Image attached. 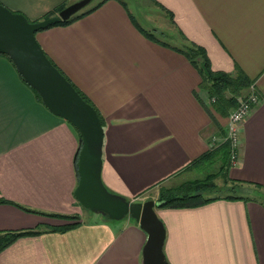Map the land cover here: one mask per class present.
<instances>
[{
	"label": "crops",
	"instance_id": "0c3cea01",
	"mask_svg": "<svg viewBox=\"0 0 264 264\" xmlns=\"http://www.w3.org/2000/svg\"><path fill=\"white\" fill-rule=\"evenodd\" d=\"M69 1L0 0L30 20ZM153 2L167 15L166 32H160L174 44L147 37L121 0H105L68 24L40 29L36 38L100 112L102 180L131 200L159 201L162 188L206 164L197 161L224 143L236 106L221 114L200 86L198 68L174 47H202L214 71L242 70L249 85L237 101L254 84L259 102L242 125L239 162L229 177L242 195L255 199L158 205L156 212L166 227L164 251L171 264H264V195L254 185L264 186V0ZM81 143L79 130L52 112L10 57L0 54V197L78 214L80 222L19 237L0 251V264H142L146 232L139 222L86 210L75 196ZM66 222L0 202V230Z\"/></svg>",
	"mask_w": 264,
	"mask_h": 264
},
{
	"label": "water",
	"instance_id": "95a60500",
	"mask_svg": "<svg viewBox=\"0 0 264 264\" xmlns=\"http://www.w3.org/2000/svg\"><path fill=\"white\" fill-rule=\"evenodd\" d=\"M90 0H76L55 15L30 20L0 2V54L10 57L24 80L55 114L71 122L80 132L79 180L74 194L80 203L111 219L133 217L146 232L142 264H171L164 251L166 227L156 212L159 201L131 200L111 191L103 182L102 152L104 127L96 107L87 101L56 66L36 38V32L69 19Z\"/></svg>",
	"mask_w": 264,
	"mask_h": 264
},
{
	"label": "trees",
	"instance_id": "16d2710c",
	"mask_svg": "<svg viewBox=\"0 0 264 264\" xmlns=\"http://www.w3.org/2000/svg\"><path fill=\"white\" fill-rule=\"evenodd\" d=\"M104 1L105 0H101L99 1V3L92 6L91 8H88L87 10L76 13L75 15L71 16L69 19L59 20L56 23L49 25L48 27L53 26V25H58V24H62V25L68 24L72 22L73 20H75L76 18L81 17L87 14L88 12L92 11L94 8L98 7ZM64 6L65 4H61L58 8H56V11L49 12L44 17H48L54 13H57ZM132 17L134 18V16ZM135 22L137 26H139V29L147 37L153 40L165 43L164 41L160 40L154 34V32L142 27L137 22L136 19H135ZM174 48L182 52L183 54H185L188 57V59L198 68L202 76V81L200 83V86L202 88H205L208 91L209 96H213L215 98L214 105L218 111L221 110L220 111L221 114L226 115L228 113L227 109L233 107L234 105H237L238 103L237 95H239L241 91L249 85V78L248 76H246V74L242 70H240L238 74L236 75H232L228 72L212 70L211 65H210V60L207 57L205 50L199 46L186 45L183 47L175 46ZM53 63L56 66H58L54 61ZM58 68L64 73V71L59 66ZM75 87L78 89L80 94L87 101L91 102L90 98L84 92H82L76 85ZM229 93H231V95H228ZM36 94L42 100L40 94L37 91H36ZM98 113L102 121V116L99 111ZM217 154L222 159V165L220 166L218 170L214 172H210L202 178L190 179V180L181 182L179 184H176L174 186L162 188L160 191L159 198H158L160 202L159 206L160 207L197 206V205H201V204H205L207 202L213 201L220 197L255 199L248 195H242L239 189L240 184L236 182V180H232L229 177V169L231 167V146L228 141H224V143L221 144L220 147L217 148L215 151L206 153L203 157L199 158L197 163H200V162L207 163L208 161L213 162V159ZM218 177H222L224 182L227 184V187H228L227 193L223 192V193L213 194V192H215L217 189L218 190L220 189L218 182H216V178ZM254 185L258 189L264 187L261 184H254ZM0 202L14 204L18 206L19 208L25 211H28V212H35V213H39L42 215H48L51 217L66 219L67 221H69L62 225L47 224L45 226L43 224V225H39L36 227H30V228L0 230V251L3 250L8 245H10L13 241L18 239L19 237L27 236V235H38L46 230L64 231L80 223L78 221L79 219L78 214H69V213H61V212H46V211H42L39 209L24 206L16 201H11V200L9 201L3 197H0Z\"/></svg>",
	"mask_w": 264,
	"mask_h": 264
},
{
	"label": "rangeland",
	"instance_id": "374dc122",
	"mask_svg": "<svg viewBox=\"0 0 264 264\" xmlns=\"http://www.w3.org/2000/svg\"><path fill=\"white\" fill-rule=\"evenodd\" d=\"M74 1H76V0H70L69 2H66L64 4L66 6V5H68ZM99 1H101V0H90V2L87 5H85L81 10H79L77 13L84 11V10H87L88 8H91L92 6L99 3ZM121 1H123L127 4V6L133 12V14L137 18V20L140 21L139 23H141L143 26H146V28H148L149 30L154 32V34H156V36L159 37L162 41H164V42L170 41L171 43H173L172 42L173 38H170L171 36L168 33L160 32L161 30H164L166 32L165 28L168 27V24L166 23L167 22V15L162 11L161 8L157 7L154 4L153 0H121ZM53 11H56V9ZM57 13H54L52 15H55ZM165 24H167V25H165ZM156 26L158 27V31L155 28L157 32H155L153 30V27H156ZM46 28H48V27H46ZM171 32L172 31L169 30L170 34H171ZM183 46H185V45H182L181 47H183ZM213 98H214L213 96H210V101L213 102V104H214L215 99H213ZM240 138H241V134H240ZM240 138H239V144H240ZM225 141H228V140L225 139ZM221 165H222V159L217 154L214 157L213 162L208 161L206 164H204L200 167H197V168H193L190 172H187L186 173L187 176L184 179H182L181 182L186 181V179L188 180V178H191V179L202 178V177L206 176L208 173L214 172L217 169H219V167ZM216 182H218L220 189L219 190L217 189L215 192H213V194L223 193V192L227 193L228 192L227 189L223 188V186L226 187L227 184L224 182L222 177L216 178ZM258 191L264 195V189H258ZM86 210H87V208H86ZM31 213H35V212H31ZM35 214H39V213H35ZM40 215H42V214H40Z\"/></svg>",
	"mask_w": 264,
	"mask_h": 264
},
{
	"label": "built area",
	"instance_id": "2783aa9c",
	"mask_svg": "<svg viewBox=\"0 0 264 264\" xmlns=\"http://www.w3.org/2000/svg\"><path fill=\"white\" fill-rule=\"evenodd\" d=\"M258 102L259 94L254 84H252L249 91L239 98L237 105L231 110L228 116L227 134L225 139L228 140L231 146V165H237L239 162L238 148L242 124L252 108Z\"/></svg>",
	"mask_w": 264,
	"mask_h": 264
}]
</instances>
